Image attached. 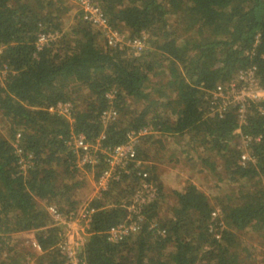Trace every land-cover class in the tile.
<instances>
[{
    "label": "trees",
    "instance_id": "trees-1",
    "mask_svg": "<svg viewBox=\"0 0 264 264\" xmlns=\"http://www.w3.org/2000/svg\"><path fill=\"white\" fill-rule=\"evenodd\" d=\"M93 1L106 25L124 34L123 46H109L103 26L85 19L79 0H0V68H8L0 77V127L6 128L0 129V264H67L57 246L66 230L46 227L47 207L55 204L66 217L76 216L78 186L88 183L80 171L90 170L96 179L108 164L100 157L96 164L78 165L74 135L85 133L96 142L104 134L102 144L109 146L147 125L186 135L176 140L186 155L206 142L204 152L213 149L221 159L201 161L220 171L218 186L230 189V202L213 201L194 182L168 195L163 164L178 157L169 152L155 159L148 151L155 141L162 150V137L143 136L139 158L158 164L144 160L141 169L157 194L137 205L138 229L111 240L109 228L129 214L141 181L135 164L113 178L90 201L97 208L88 219L80 264H255L243 235L255 227L264 243V111L252 98L223 115L211 106L213 91L230 85L239 70H252L264 88V0ZM48 33L57 36L38 48L40 35ZM143 34L136 55L126 40ZM236 82L242 86L244 80ZM166 84L176 98L151 99L152 87L166 96ZM173 104L174 116L166 110ZM109 108L116 115L103 121ZM26 152L32 163L22 167ZM166 199V219L158 223V206ZM32 230L41 251L25 243Z\"/></svg>",
    "mask_w": 264,
    "mask_h": 264
},
{
    "label": "built area",
    "instance_id": "built-area-1",
    "mask_svg": "<svg viewBox=\"0 0 264 264\" xmlns=\"http://www.w3.org/2000/svg\"><path fill=\"white\" fill-rule=\"evenodd\" d=\"M82 10L84 11L83 16L89 21H96L100 23L104 28L105 38L108 39V44L111 47L116 45L124 44L125 36L123 33L118 32L117 30L110 29L106 25V19L102 17L99 7L94 3L93 0H79ZM108 28V29H105ZM57 36L55 33L41 34L38 41L37 47L41 48L42 46L48 44L52 39ZM145 34L142 37H135L134 39H127L126 41L135 48V54H140V50L144 46ZM8 71V68H0V74H4ZM239 81L244 80L242 86L237 85V79H234L230 85L222 86L219 85L215 91H213V101L215 102L214 106H211L216 113L223 115L224 110H227L230 105H234L239 101H248L252 98L256 100V105L261 111H264L261 104V99L264 98V88L257 84V81L254 77L253 71L250 69L239 70L237 76ZM248 79L247 81H245ZM236 80V81H235ZM107 96L113 98V93L109 91ZM58 108L62 110H67V104H59ZM51 109H54L52 107ZM116 115V110L113 108L106 109L101 115L103 121L108 120L111 116ZM240 121H244V107L240 108ZM240 131L241 128H240ZM239 131V132H240ZM152 126L147 125L139 129H131L128 131V138L123 143H117L113 145H103L102 138L104 134L99 136L96 142L90 140V138L85 133L75 134L72 142L76 149H78L77 154V163L80 166H83L87 163L96 164L101 161V159L108 161V164L103 171L94 179L93 190L91 193V198L83 199L81 201L80 207L77 209V215L71 218L66 217L61 213L55 204L48 205V219L50 226H63L66 230L64 238L60 241L57 246L60 247L61 251L65 253L68 257L67 264H80L79 254L82 250L86 236L88 234V219L91 217L93 212L96 210V206H91L90 201L94 197H99L103 190L107 189L112 181V179H118L121 173H129L130 165L135 164L137 167V174L140 176L141 181L137 186V189L133 195V201L129 204V214L124 216L118 221L114 226L110 227L108 230L109 239L119 241L124 235L129 234L130 232L135 231L139 227V219H135L133 213H140L137 209V205L151 199L157 194V187L154 186L151 182H148L145 178L148 176L146 170L141 169L142 160L139 158V152L137 150L139 142L142 140L143 136L148 134L157 133ZM20 134H17L19 137ZM249 140V139H247ZM18 153H22V148L16 141ZM32 154L26 152L20 157V163L22 167H26L32 163L30 157ZM246 157V155H244ZM243 156V157H244ZM250 156V155H249ZM101 157V159H100ZM46 227H43L46 228ZM30 237V244L32 247L36 248L38 251L42 250V247L38 240L35 238V235ZM86 264V263H83Z\"/></svg>",
    "mask_w": 264,
    "mask_h": 264
},
{
    "label": "rangeland",
    "instance_id": "rangeland-1",
    "mask_svg": "<svg viewBox=\"0 0 264 264\" xmlns=\"http://www.w3.org/2000/svg\"><path fill=\"white\" fill-rule=\"evenodd\" d=\"M0 77H3L2 74H0ZM154 83L158 86V84L155 82V78H154ZM165 84V83H163ZM163 84L161 82H159V86H163ZM152 87V86H151ZM165 90V92H164ZM163 93L166 96H163L160 93V90H156L153 87L151 88V99H154L156 97L159 96L160 99H165L166 97V101H170V100H174L175 97V91L172 90L171 87H169L167 84L165 85L164 89H163ZM174 106L170 105L169 108L166 107V110H169L170 108L173 110L171 111L172 116H174L175 114V110H174ZM140 107H142V105H140ZM264 109V108H263ZM1 132H5V127L1 126L0 127ZM235 131H240V127L237 128ZM167 134V137H162V136H157V135H161L160 133H153L156 137V139H159L162 137V144H163V149L162 150H158V148L160 147L161 144H159V141H155L153 142L152 145H154L152 150L150 148V150L148 151V153H151L152 156L155 159H161L162 157H164L167 153H174L176 155V157H178L177 161H165V164H163L164 169H162V181L163 184L165 186V191L166 193H168V195L173 194V192H171L172 189H178V190H182L186 187V185H188L191 182L197 183L203 190H205V192H207L208 194L211 195V198L213 201H217L218 203L224 204V203H228L230 202V195H231V191L230 189L227 187L224 188H220L218 186L219 183H221L220 181V175L217 170H212L211 168H209V166L207 164H204L201 160L204 157H208L210 156V158L213 159H221V157L213 152V149L204 152V148L207 146L206 142L204 143L203 147L198 148V151H195V153H192L190 155H186V150L183 145H178L176 143V140L178 139H186V135L181 134L179 132H173V135H170V133L167 131L165 132ZM152 134V135H153ZM190 141V139H188ZM170 141V142H169ZM161 143V142H160ZM206 144V145H205ZM156 149V151L154 150ZM158 152H161L158 153ZM197 152H200L202 154L197 155ZM204 152V153H203ZM180 154V156H179ZM183 154V156H182ZM194 156L196 157V159L194 158ZM197 158L199 160H197ZM183 160V161H182ZM165 165V166H164ZM218 168L221 169L222 165L220 163V165L218 164ZM222 170V169H221ZM82 178H86V185H83V187L78 186V196L80 201L83 199H90L91 198V193L94 192L93 190V181H94V173L91 172L90 170H82L80 171ZM90 190H93L92 192ZM156 196V195H155ZM216 203V202H215ZM158 212H159V217L157 218V222L160 223L162 221H165L166 219V215L165 213L168 212V208H167V199L166 200H161L158 206ZM218 212V207L217 210ZM43 229V228H42ZM26 232V231H25ZM32 236H34L35 234V230L31 231ZM30 237L31 234H26L24 236V238L27 240H25V243L30 244ZM262 238V234L258 231L257 228H252V229H247L246 233L243 235V239L244 242L243 245H245L244 250L245 251H250L248 252L249 256H255L257 258V260L253 259V262L255 264H264V243L260 242L259 240ZM249 244V247H248ZM242 245V244H241ZM240 245V246H241ZM242 245V246H243ZM252 245V247L250 246ZM10 247V246H8ZM7 247V248H8ZM249 248L246 250V248ZM259 247V248H258ZM247 255V256H248Z\"/></svg>",
    "mask_w": 264,
    "mask_h": 264
},
{
    "label": "crops",
    "instance_id": "crops-1",
    "mask_svg": "<svg viewBox=\"0 0 264 264\" xmlns=\"http://www.w3.org/2000/svg\"><path fill=\"white\" fill-rule=\"evenodd\" d=\"M157 133H160V134H161V135H157V136H162L163 138H164V137H167V134H166L165 132H164V133H163V132H157ZM157 133H156V134H157ZM169 142H170V141H169ZM158 149H159V148H158ZM151 150H152V149H151ZM154 150L156 151V149H154ZM149 156H150V154H149ZM143 159H144V158H143ZM144 160L146 161L147 164H150L151 161H153L152 159H151V160L144 159ZM144 160H143V161H144ZM153 162H156V163L158 164V160H156V161L154 160ZM93 185H94V181H93Z\"/></svg>",
    "mask_w": 264,
    "mask_h": 264
},
{
    "label": "clouds",
    "instance_id": "clouds-1",
    "mask_svg": "<svg viewBox=\"0 0 264 264\" xmlns=\"http://www.w3.org/2000/svg\"><path fill=\"white\" fill-rule=\"evenodd\" d=\"M237 128H239V127H237ZM237 128H236V129H237ZM24 232H25V231H24ZM29 233H31V232H29Z\"/></svg>",
    "mask_w": 264,
    "mask_h": 264
}]
</instances>
